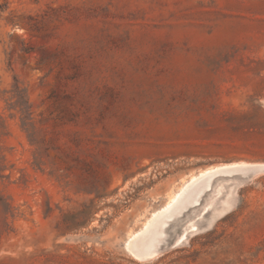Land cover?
I'll return each instance as SVG.
<instances>
[{"label":"rangeland","instance_id":"obj_1","mask_svg":"<svg viewBox=\"0 0 264 264\" xmlns=\"http://www.w3.org/2000/svg\"><path fill=\"white\" fill-rule=\"evenodd\" d=\"M0 264H264V0H0Z\"/></svg>","mask_w":264,"mask_h":264},{"label":"water","instance_id":"obj_2","mask_svg":"<svg viewBox=\"0 0 264 264\" xmlns=\"http://www.w3.org/2000/svg\"><path fill=\"white\" fill-rule=\"evenodd\" d=\"M259 168H261L260 170H262V167H259Z\"/></svg>","mask_w":264,"mask_h":264}]
</instances>
